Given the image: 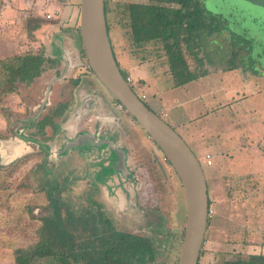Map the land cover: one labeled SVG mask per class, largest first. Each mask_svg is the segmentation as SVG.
Wrapping results in <instances>:
<instances>
[{"label":"rangeland","instance_id":"374dc122","mask_svg":"<svg viewBox=\"0 0 264 264\" xmlns=\"http://www.w3.org/2000/svg\"><path fill=\"white\" fill-rule=\"evenodd\" d=\"M131 1L138 0H107L109 36L115 43L118 59L120 54L131 55L133 49L143 54L146 48V52H149L141 58L147 60L149 73L144 76V80L149 87L146 85L142 88L141 83L138 88L134 80L131 88L150 109L174 128L201 163L207 182L209 205L213 210L212 217L207 220V240L213 236L217 238L215 247L220 249L217 255L220 262L225 257L231 259L240 253H264V88L256 90L251 97L253 85L248 83L246 86L240 79L241 75L247 82L250 79L264 80V0H201L206 13L221 28L211 34L204 32L202 46L199 47V55H205L206 67L210 72L204 78L188 83L186 87L174 86V79L168 70V57L161 43L155 41L154 47L157 48L151 50L148 43L132 41L126 10V4ZM44 2L38 0L37 8L41 12L47 9L54 14L56 6L47 4L43 8ZM23 3L24 0H0V58L35 49L26 27L27 21H31V17H25L30 15L26 12L29 9L24 8ZM154 49L157 51L152 54ZM232 49L239 53L237 69L221 73L220 76L218 72L226 65ZM155 57H161V60L154 63ZM148 58L152 63L148 62ZM89 75L102 92L108 93L92 72ZM65 79L54 84L49 104L43 113L52 109L55 101L69 92L71 82L68 84ZM45 81L43 78L38 79L31 85H21L17 92L0 95V139L14 136L19 131L16 127L19 121L21 127L34 130V122L41 116L37 113ZM84 81H87L86 76ZM81 89L87 90L83 86ZM164 112L165 115L162 114ZM246 120L258 124L257 134L253 136L257 141L251 145L253 150L246 148L240 154L248 156L251 161H247V164L254 165L255 169L242 172L245 166L237 160L239 155H228V152L235 148V143L245 140L246 132L242 122ZM139 127L136 124L140 137L137 132H132L127 120L119 126L121 145L127 144L129 153L134 157L131 168L136 182L130 191L131 232L151 238L155 258L148 264H176L185 219L183 190L179 178L170 164L166 163L162 152L151 138L146 140L147 133ZM197 131L204 136L202 140L205 145L201 136L199 142L191 140ZM45 134L43 131L39 138H32L49 149L59 143L50 142L48 137H44ZM36 151L49 152L33 147L29 152L14 157L0 143V264H14L13 251L16 248H28L37 242L41 216L52 213V197L62 203V214L66 203L74 218L87 216L84 211L87 207L95 209L90 201L97 200L91 196L89 200L84 198L93 193L92 186L85 187V182L81 181L80 177L85 173L84 166L80 172L72 169L66 177L57 175L59 170L47 173L45 170L49 165L43 159L45 154H31ZM206 151L212 156L211 165H206L204 160ZM84 163L88 168L91 162ZM71 165L72 160H69L62 167L65 168L63 171L66 172V168ZM110 169H100L102 180L114 175L115 171ZM69 177H73L70 183L62 185L67 180L65 178ZM56 189L58 191L54 193ZM82 192L85 193L83 198L80 196ZM129 199L124 198L126 205H121L113 195L110 199H104L110 205V210L104 207L105 210L116 214L118 221H115L118 224L123 223L124 216L117 215L127 210ZM85 225V237L105 232L100 220L89 219ZM123 228L130 229L128 224ZM62 260L60 262L52 257L35 256L29 264H61ZM72 264L76 263L73 261Z\"/></svg>","mask_w":264,"mask_h":264},{"label":"trees","instance_id":"16d2710c","mask_svg":"<svg viewBox=\"0 0 264 264\" xmlns=\"http://www.w3.org/2000/svg\"><path fill=\"white\" fill-rule=\"evenodd\" d=\"M104 5L106 15L107 0H104ZM126 10L133 42L161 43L168 57V70L174 86L184 85L210 72L205 55H199V47L202 46L204 32L211 34L221 27L206 13L201 0L129 2ZM106 23L109 33L107 19ZM238 54L232 49L220 71L237 68ZM53 65L56 61L45 57L42 52L31 51L0 58V95L17 92L21 85L33 84ZM120 71L126 78V71ZM50 202L52 213L41 216L37 242L28 248H16L13 251L14 264H29L35 256L52 257L60 262L63 259L61 264H72L73 261L76 264H144L151 259L152 246L147 236L105 230L102 234L85 237L86 225L82 217H72L64 206L62 214V205L56 199ZM220 264H264V253H240L231 259H222Z\"/></svg>","mask_w":264,"mask_h":264},{"label":"flooded vegetation","instance_id":"af4514ba","mask_svg":"<svg viewBox=\"0 0 264 264\" xmlns=\"http://www.w3.org/2000/svg\"><path fill=\"white\" fill-rule=\"evenodd\" d=\"M78 57L80 59L77 62L78 64L71 67V72L69 73L68 71L65 76L66 79L64 81L68 82V84L71 82L70 86L72 88H70L69 92L65 93V97L63 96V98L59 96L60 98L55 101L54 107L52 109H47L45 113L42 112L43 114L37 113V115L41 116H39V118L34 122V130L27 129L24 126L21 127L22 123L20 121L17 123L16 127L17 130H25L24 133L30 135L31 138H39V134L45 131L46 134L44 137H48L47 140L50 142L59 141L57 145H54V147L50 148L48 154L42 151L31 153L33 155H39L41 153L45 154L43 159L46 162L45 164L49 165L45 170L47 173H49L51 170H57V172L59 170L60 172H58L57 175H63V177L65 175L66 177V175H68L72 169L79 170L80 172L82 170V166H84L83 170H85V173H83L80 178L81 181L85 182V187L92 186L93 193L91 195H85V193L82 192L80 196L83 198L85 195L84 198H87V200L91 199V196L93 199L97 200L96 202L93 200L92 202L90 201L91 204L95 205V209L87 207V209L84 210L85 214H87V216L82 217L85 224L89 219L92 221L96 219L102 222L103 231H123L131 233L130 191L131 188L135 186L136 177L134 171L131 168V160H134V157L131 156V153H129V147H127V144H124L123 146L121 145L122 136L119 131V126L126 120L123 119L119 113L124 112V110H118L116 104L120 102L109 92H102L100 88L94 83L93 79L89 75V72L92 71L86 60L82 45L80 47V53ZM50 58L54 61L57 60L55 57ZM59 74L60 70H56L54 72L55 76H58ZM85 76L87 81H84ZM82 86L87 90L82 91ZM67 110L68 112L66 115ZM70 110L72 115L71 113L69 115ZM125 112H127L129 115V120L127 121L131 126V114L126 109ZM33 133H38V135H34ZM140 135L138 136L140 137ZM148 138L150 137L147 135L146 140ZM142 144L144 146H148L144 142H142ZM145 153L146 151L144 150V154ZM121 157L123 159V164L120 161ZM69 160H72V165L68 169L66 168L67 171L64 172L63 169L65 168L62 169V167L66 165ZM83 162L91 163H89L88 168H86V163L83 164ZM166 163L168 162L166 161ZM53 164H55V167ZM120 164L124 165L126 169H123ZM103 167L108 169L111 168L115 171L114 175H112V177L109 176V178L107 176L105 181L102 180V174L99 173L100 169ZM71 178L73 177L65 178L67 180H65L62 185L65 186L71 180ZM57 191L58 189H56L54 193ZM112 195L119 199L121 205H126L124 198L126 197L129 199L130 197L129 202L127 203V210H125L123 213L119 212L117 215L119 217L124 216V221H122V224H118L115 221H118L115 213L114 215L110 211H106L110 210V205L104 202V199H110ZM52 199L57 200L56 197H52ZM126 224H128L130 229L123 228V226L125 227ZM132 233L137 234L136 232ZM139 235L144 234L140 233ZM148 238L151 241L152 257L147 263L144 264H148L155 258V247L151 238Z\"/></svg>","mask_w":264,"mask_h":264},{"label":"water","instance_id":"95a60500","mask_svg":"<svg viewBox=\"0 0 264 264\" xmlns=\"http://www.w3.org/2000/svg\"><path fill=\"white\" fill-rule=\"evenodd\" d=\"M78 14L80 39L91 71L153 140L179 178L185 203V221L176 264H197L208 219V188L201 163L184 139L159 114L145 105L121 74L107 29L104 0H79ZM70 59V56L63 58L58 76L45 78L38 114L49 104L54 84L65 78L75 65ZM15 133L10 138L0 139L1 145L12 156L29 152L33 147L50 151L37 139L27 137L23 131ZM120 161L123 164L122 157ZM121 167L126 169L124 165Z\"/></svg>","mask_w":264,"mask_h":264},{"label":"crops","instance_id":"0c3cea01","mask_svg":"<svg viewBox=\"0 0 264 264\" xmlns=\"http://www.w3.org/2000/svg\"><path fill=\"white\" fill-rule=\"evenodd\" d=\"M44 1L45 2L43 3V5H44L43 8H45L47 4H53L54 6H56L54 18H52V19H45L44 18V15L46 13H48L49 11H47V9H46L44 12H41L40 11L41 9L37 8L38 0H35V1L34 0H24V3H23L24 8L29 9V10H26V12L30 13V15H26L25 17L26 18H27V16L31 17V19H30L31 21H27L26 27H27L30 35H31L32 43L35 46V49H33L32 52H35V53L42 52L43 55L47 58H50V57L54 58L55 57L57 59V60H55L56 65H53V66L47 68L41 74L40 79H42V78L45 79L47 77L55 76L54 72L56 70H60L62 63H63V58H65V57L67 58L68 56H70V58H71L70 61L73 62L75 65H77L78 64L77 62L80 60L78 55L80 53V47L82 45L81 39H80V34H79V29H78V25H79V14H78L79 0H63V1L44 0ZM138 1H131V2H136V3L145 2V0H138ZM49 13H51V12H49ZM27 29H26V31H27ZM109 37L111 40L113 52L116 55L115 57L118 61L120 69L126 71L130 75L132 82H134V80L137 81L138 88H139V85H141V83H143L141 85L142 88L147 87L146 85H148V83L144 80V76L149 73L147 71V66H146L147 60L145 58L141 59L142 55L147 56L149 54V52H146L147 49L144 48L143 54L141 52H138V51L133 49V50H131V55L129 54L126 56L125 54H120V59H118V56H117V53L115 50V43H114L113 39L111 38V36H109ZM155 43H156L155 41H151L148 43V46H151V47H149L151 50L153 49ZM36 47H40V49L37 48V50H36ZM154 48H157V46H155ZM151 50H148V51H151ZM156 51L157 50L154 49L152 51L153 52L152 54H155L154 52H156ZM149 58H148V60H149L148 62L152 63ZM157 60H161V57H158V58L155 57L154 63ZM236 69L237 68L232 69V70H227V71H236ZM71 70L72 69L69 70V73L71 72ZM225 72L226 71H223V72L219 71L218 74L220 75L221 73H225ZM220 76H222V74ZM202 78H204V76H202L198 79H202ZM240 79H242V83L246 86L248 85V83H250L251 86L253 85L254 89L250 93L251 97H253L256 90H263V88H264L263 87L264 86V80H260V79L251 80L250 79L249 80L250 82H247L248 80L241 78V75H240ZM196 80H192L190 82H187L186 84L181 85L180 87H182V86L186 87V86H188L187 85L188 83H192L193 81H196ZM245 80L247 83H244ZM148 87H149V85H148ZM194 98H196V97H194ZM119 114L123 119L129 120V115L127 112L124 111V112H120ZM136 124L138 125V123L131 116V129H132V131H135L138 133V135H140L141 133L136 128ZM242 124H244L243 126H244L245 132H246L245 136H244L245 140L239 141V143H235V146H234L235 148L230 149V153L228 152V155H231L232 153L239 155L237 157V160L242 161V166H245L243 168L244 170L242 172H244V171L249 172L248 170L255 169V166L254 165L249 166L247 164V161H251V159L246 155L245 156L241 155L240 153L244 152L243 149H246V148L253 150V148H251V145L254 144V141H257V140H255V137H253V136H256V134H257V129H258L257 125L258 124L257 125H256V123L253 124L251 121H247V120H246V122H242ZM260 125H262V124H260ZM138 127H139V125H138ZM199 127H201V126H199ZM199 136H201V135H199L198 131H197L195 135L191 136V140L194 142L197 140L199 142L200 141ZM203 137L201 136V141L204 143V141L202 140ZM246 138H247V140H246ZM261 142H263V139L261 140ZM204 145H205V143H204ZM196 146H197V144H196ZM206 155H209V159H210L209 165H211L212 164V161H211L212 156H211L210 152H208V151L205 152V154H204L205 162H206V159H205ZM63 206L66 207V204ZM213 237H211L207 240L206 235H204V241H203L201 248H200L197 264H220L219 258L217 257V255L220 253V249L215 247L217 238L215 239ZM221 251H223V250H221ZM222 255L225 256L224 253H222ZM225 259H229V258L225 257Z\"/></svg>","mask_w":264,"mask_h":264},{"label":"built area","instance_id":"2783aa9c","mask_svg":"<svg viewBox=\"0 0 264 264\" xmlns=\"http://www.w3.org/2000/svg\"><path fill=\"white\" fill-rule=\"evenodd\" d=\"M55 14V13H54ZM54 14H52V13H46L45 15H44V18L45 19H52V18H54ZM126 79V81H127V83L132 87V85H133V82H132V79H131V77H130V75H127V77L125 78ZM141 98V97H140ZM116 107H117V109L118 110H124L125 111V109H124V107H123V105L121 104V103H117L116 104ZM164 115H165V113H163ZM152 140V139H151ZM152 142H153V140H152ZM154 143V142H153ZM155 144V143H154ZM206 164L207 165H209L210 164V159H209V155H206ZM212 215H213V210H212V208H211V206H208V212H207V217H208V219L209 218H211L212 217Z\"/></svg>","mask_w":264,"mask_h":264}]
</instances>
